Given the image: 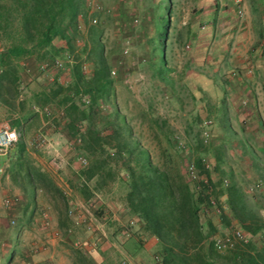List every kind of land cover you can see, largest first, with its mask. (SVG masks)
Returning <instances> with one entry per match:
<instances>
[{
  "label": "rangeland",
  "instance_id": "374dc122",
  "mask_svg": "<svg viewBox=\"0 0 264 264\" xmlns=\"http://www.w3.org/2000/svg\"><path fill=\"white\" fill-rule=\"evenodd\" d=\"M210 1L218 3L219 7L211 9L212 6L207 4L208 0H171L164 57L168 76L172 81L165 87L154 79L155 66L149 61L148 45L153 37V27L164 8L162 0H89L87 13H97L92 12L95 4L103 9L97 13L96 18L98 26L104 30L102 40L106 50L113 51L118 57V65L113 69L116 71L113 77L119 76L116 78L118 104L122 111L133 119L135 129L143 134L142 142L150 149L158 150L153 134L159 133L161 138L163 137L157 129L152 131L149 128L151 124L148 119L141 120L142 110L150 104L154 110L151 118H160L167 122L174 138L186 147L196 148V145L203 141L204 132H208L214 150L219 148L220 144L227 145L224 163L214 173L213 179L217 180L224 171L226 174L223 176V182L228 185L232 177L243 187L251 207L264 220V182H257V145H260V141L257 143V136L259 138L261 134L258 132L257 110L250 102L244 104L241 99L234 101L235 97L230 96L226 109L229 127L233 129L232 132H240L243 139L237 140L229 136L222 138L219 132L221 121L216 117L219 110L209 107L207 92L204 91L210 79L217 75V68L222 70L224 80L230 69L231 79L239 78L232 75L234 71L239 72L241 76L242 69L237 67L234 60L237 53L241 49L244 50L243 45L253 48L251 44L256 47L257 41H262L263 23L262 20L257 22V10L252 13L246 9L250 0H242L241 5L245 6L241 7L245 8V14L241 18L236 15L234 0ZM203 26H206L205 30H202ZM82 28L85 27L82 25ZM247 38H250L248 43ZM126 49L127 54L124 53ZM72 60L71 57L70 61ZM63 61L65 69L58 73L57 79L67 87L71 83V75L67 61ZM241 61L248 65L243 71L253 68L254 73L257 72V62L244 56ZM24 63L28 69V77L21 95L15 102L17 113L20 111L21 101L29 100L32 94L53 83L50 78H56L55 75L43 77L38 69L33 68L32 62ZM185 68H189L187 75ZM255 78L257 83V74ZM209 97L211 99L212 96ZM47 109L52 112V120L46 119L45 115L40 113L41 109L34 107L33 111L38 115L33 117L32 121L25 122L23 139L28 149L29 161L49 174L57 190H52L51 193L37 191L33 194L24 182L16 184L11 177L6 178V175L0 174V264H26L29 261L32 264H120L124 257H129L131 264H154L157 250V243L153 244L157 241L155 238L145 235L141 229H137L135 233L133 231L128 239H123L119 234L118 221L125 222L128 216L122 205L117 182L102 185L100 190H96L95 181L87 186H78L75 177L80 170L77 158L86 157L73 150L68 143V134L63 124L58 126L56 123V120L62 117L63 107L51 106ZM15 112L9 111L0 103V124L14 119ZM209 121L211 124L206 125ZM263 129L264 125L262 131ZM221 130H225L223 126ZM243 142L247 144L248 153L247 150L239 151ZM205 148L211 150V146ZM210 150L207 161L214 167L217 159L213 150ZM259 158L264 162L263 154ZM10 160L9 156L0 157V168L8 170ZM61 187H67L71 191V202L85 204L88 200H97L98 203L96 207L91 208L92 211L102 204L113 216L106 224L108 239L103 253H83L75 247V243L86 245L92 242L95 234L81 227H72L71 219L66 217V200L61 196ZM10 196L18 198L19 203L6 210L3 203ZM218 201L226 208L225 195ZM43 213L50 218L49 227L44 224ZM11 219H16L15 226L11 225ZM215 219L218 234H225L238 226L235 220L231 221L230 226H222L220 217ZM68 229H73L70 236L65 234ZM54 231L62 232L63 238L54 239ZM85 237L90 240L86 241ZM142 237L146 238L145 244ZM258 246H261L260 243ZM12 254L14 255L10 262Z\"/></svg>",
  "mask_w": 264,
  "mask_h": 264
},
{
  "label": "trees",
  "instance_id": "16d2710c",
  "mask_svg": "<svg viewBox=\"0 0 264 264\" xmlns=\"http://www.w3.org/2000/svg\"><path fill=\"white\" fill-rule=\"evenodd\" d=\"M88 1L0 0V103L16 111L15 102L28 77L26 61L32 62L43 77H56L29 100L21 101L20 111L10 121L12 127L25 128V122L38 115L34 107L40 108L42 115L47 107H63L56 123L63 124L73 150L89 161L87 168L76 173L78 186L95 181L96 190H100L102 185L117 182L128 218L136 219L145 235L156 238L155 257L162 264H264V244L258 246L264 220L232 177L228 185L223 182L224 171L217 180L213 179L224 163L227 145L220 144L214 150L211 143L201 140L196 148L181 147L167 122L151 118L152 104L142 110L140 117L142 121L148 119L149 128L157 129L163 137L153 134L158 150L142 142L143 134L118 104L117 77L112 76L118 57L106 50L104 30L98 24L89 25ZM162 1L164 8L148 45L149 61L155 66L154 79L165 87L172 81L164 57L171 0ZM71 57L72 61L67 60ZM59 58L68 63L71 83L67 87L57 79L61 70L55 62ZM44 64L48 66L42 71ZM209 146L217 163L206 168L203 160L208 159L210 149L205 147ZM243 146L247 144L243 142ZM8 156L10 167L5 175L9 174L13 182H24L33 194L57 190L49 174L29 161L24 139ZM224 195L226 208L218 201ZM61 196L65 198L62 193ZM64 200L67 217L69 202ZM96 203L93 200L91 207ZM103 208L99 204L94 212L100 215ZM216 217H220L222 226H230L235 220L249 235L250 243L218 253L214 239L224 233L218 234ZM13 255L8 256L10 262Z\"/></svg>",
  "mask_w": 264,
  "mask_h": 264
},
{
  "label": "built area",
  "instance_id": "2783aa9c",
  "mask_svg": "<svg viewBox=\"0 0 264 264\" xmlns=\"http://www.w3.org/2000/svg\"><path fill=\"white\" fill-rule=\"evenodd\" d=\"M242 0H236V3L239 4V7L237 8L236 15L238 18H241L244 16L245 12L244 9L240 6ZM92 12H101L103 11L102 7L100 5L95 4L92 7ZM88 22L90 26H94L98 24L97 18L91 14L88 17ZM264 28V26H263ZM206 26L202 27V30H205ZM189 48V46H187ZM125 54L128 53L127 49L124 51ZM67 60H70V58H67ZM64 61L63 59L59 58L55 62V66L60 69L64 70ZM47 64H44L40 67V70H45L47 68ZM245 74L247 76H252L254 74L253 68L248 69ZM116 75V71H112V76ZM233 76H240L239 72L234 71ZM50 81H53V78L49 79ZM43 114L47 116L48 118L53 119L52 112L49 109H45ZM207 124H211V121L206 122ZM24 138V128H13L10 121H4L0 124V157H7L8 154L11 152L12 148L21 140ZM203 141L205 144L210 143V134L208 132H204ZM178 140V139H177ZM178 143L181 147H185L184 144H182L179 140ZM206 168H209V162L204 159L203 160ZM89 165V161L84 157H78L77 158V166L78 169L82 170L87 168ZM79 170V171H80ZM191 174L195 177V171L193 167H190ZM0 174L5 175V171L3 168H0ZM226 183V182H225ZM62 193L65 196V198L68 200V210L67 214L68 217L72 221V227L73 228H83L87 232H90L91 234H95V239L88 244H79L75 243V247L77 250L88 253V254H100L103 253L106 240L108 239V233L106 231V224L109 222V220L112 219L113 216H111V213L103 208L102 214L97 216L95 212L92 211V200H88L85 204H77L75 202H71V191L67 187H61ZM19 203L18 198L9 197L5 199L3 205L6 210L12 209V207L16 206ZM42 218L44 220V224L46 227L50 226V218L46 213L42 214ZM119 227H120V236L123 239H128L131 236V233L137 230L141 229L139 226V222L136 219H130L128 218L127 221H121L119 220ZM11 225L15 226L17 224L16 219H11ZM73 233V229H68L65 234L71 235ZM63 233L60 231H54L52 236L54 239L61 240L63 238ZM92 235V236H93ZM145 237V236H144ZM142 237V241L145 244L146 238ZM154 238V237H153ZM156 239V238H155ZM250 243L249 235L246 231L241 229L239 226L234 227L231 231L222 234L217 235L214 239V247L218 253H225L229 250H234L237 246H245ZM259 243L262 246L264 244V233L261 234ZM88 247V248H87ZM132 261L129 257H124L120 264H131ZM26 264H32L30 261ZM154 264H162V261L159 257L154 256Z\"/></svg>",
  "mask_w": 264,
  "mask_h": 264
},
{
  "label": "crops",
  "instance_id": "0c3cea01",
  "mask_svg": "<svg viewBox=\"0 0 264 264\" xmlns=\"http://www.w3.org/2000/svg\"><path fill=\"white\" fill-rule=\"evenodd\" d=\"M209 2L207 4L211 5V9L214 7H219L218 3H213V1L208 0ZM236 8L239 7V4L236 3V0H234ZM215 5V6H214ZM240 6H245V4ZM242 7V8H243ZM245 9V8H243ZM247 10H250L252 13L254 10H257V22L262 20L263 26H264V0H250V5L246 7ZM254 18V16H253ZM263 28V27H262ZM264 30V29H263ZM250 38H247L246 43H248ZM259 41V42H258ZM257 41V49L254 44H251L253 48H246L245 45H243L244 50H240L237 53V56L235 58V64L237 67L242 69L241 76L237 79H231L230 73L231 69L229 71V75L225 78H222L221 72L222 70L220 68L216 69L217 75H214L213 78L210 79V82L207 87H205V90L207 92V99L209 101V107H211L213 110H219L216 113V117L220 118L221 121V128L224 127L225 130L219 129V132L221 133V137L229 136L233 139L242 140L243 136L240 132H232V130L229 127V119L227 114V102L230 100L229 97H235L233 98L234 101L242 100V103H248L250 102L254 109L257 110V123L259 122V130L258 132H261L259 138L257 136V143L260 141V145H257V182H264V162H262V159L259 158L261 154L264 155V129L262 131L263 125H264V36L262 38V41ZM255 42V41H254ZM254 45V46H253ZM247 55V56H245ZM244 57H247L249 59H252V61L257 62L256 66V73H254L252 76H247L245 74V71L247 68V64L243 63L241 59ZM256 74H257V83H256ZM211 84V85H210ZM198 90V89H197ZM209 96H212L211 99ZM232 99V100H233ZM226 100V101H225ZM246 101V102H245ZM222 107V109L220 108ZM221 109V110H220ZM256 114V113H255ZM240 114H237L239 116ZM249 114H245L247 116ZM236 117V116H235ZM228 128V129H226ZM232 128V127H231ZM224 131L230 132L226 134ZM241 146L243 144H240ZM241 150H247L246 153L249 152L248 148L246 146L239 147V151ZM243 154H246L242 151ZM3 168V167H1ZM4 169V168H3ZM5 171V169H4ZM5 176V175H3ZM6 178H9V174L6 173ZM23 197V194H21ZM86 236V235H85ZM86 241L89 239L85 237ZM90 240V239H89ZM88 240V241H89ZM152 241H154L152 239ZM53 242V241H52ZM90 243V242H89ZM87 243V244H89ZM157 241H155L153 244L156 245Z\"/></svg>",
  "mask_w": 264,
  "mask_h": 264
}]
</instances>
